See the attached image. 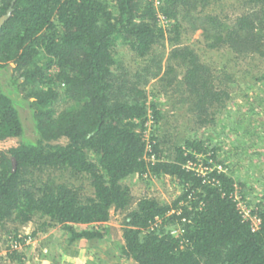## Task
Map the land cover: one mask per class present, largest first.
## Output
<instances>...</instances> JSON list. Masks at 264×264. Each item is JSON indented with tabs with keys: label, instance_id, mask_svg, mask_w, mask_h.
Masks as SVG:
<instances>
[{
	"label": "trees",
	"instance_id": "1",
	"mask_svg": "<svg viewBox=\"0 0 264 264\" xmlns=\"http://www.w3.org/2000/svg\"><path fill=\"white\" fill-rule=\"evenodd\" d=\"M229 4L0 0V19L13 8L0 25V141L18 139L0 149V229L33 224L34 238L63 225L71 243L101 240L108 229L99 225L120 211L118 250L137 264H264V190L251 210L260 219L254 227L239 206L242 184L217 167L218 148L195 134L173 142L161 130L163 102H149L145 88L161 74L158 51L167 39L173 48L160 77L165 94L176 107L191 105L185 113L199 126L213 124L235 91L238 62L258 60L255 68L263 70L255 79L264 80V0ZM227 7L235 13L222 14ZM197 29L220 60L194 48L199 40L189 43ZM119 43L139 62L135 69ZM22 108L31 110V131ZM149 120L155 132L148 142ZM66 172L88 179L92 195ZM135 175L169 178L180 192L170 202L150 194L134 199L125 180Z\"/></svg>",
	"mask_w": 264,
	"mask_h": 264
},
{
	"label": "rangeland",
	"instance_id": "2",
	"mask_svg": "<svg viewBox=\"0 0 264 264\" xmlns=\"http://www.w3.org/2000/svg\"><path fill=\"white\" fill-rule=\"evenodd\" d=\"M154 1L155 5H158L161 0ZM222 2L219 3L222 4ZM236 2L234 7H240V3ZM226 3L231 5L234 0H226ZM232 9L227 7L222 14H234ZM236 10L241 9L237 8ZM161 18L162 24L167 26V21L163 17ZM187 36L188 34L184 37L185 41L189 38ZM189 36L191 37L189 43L199 40L193 44V47L200 48L201 52L204 51L205 58L213 60L222 58V56L218 57L215 50H211V53L214 54L212 53L213 55L210 56V51L203 43L201 29L191 32ZM172 48L168 39L162 46H159L158 52L163 54L161 74L157 78L150 79L145 85L149 102H163L162 108L167 117L161 125V130H168L169 138L173 142L175 140L181 142L182 138L195 134V136L206 139L210 147L218 148V156L223 162L222 168L242 184L238 185L237 191L241 209L249 212L257 209L256 201L264 190V80H257L255 77L259 75L258 70H263V68L261 66L260 69L259 67L255 68L259 64L258 60H252L248 64L247 62H238L239 68L236 71L239 72V83L235 87V91L232 92L233 95L231 94L220 110L216 111V120L213 124L199 126L195 123L194 113H185L188 112V107L191 105L176 104L180 107L178 110V107L172 104L175 101L170 92L169 96L165 94V80H161L160 77L166 70L167 59ZM118 51L131 68L135 69L137 64L139 65V62L132 61V55L125 44H120ZM173 108H175L174 111H172ZM21 110L24 121L31 131L33 125L31 110L28 108ZM154 132L155 127L149 120L146 130L148 142ZM17 144V138L3 140L0 141V149H8ZM64 177L81 187L85 196L92 195L93 189L88 179L70 176L68 172ZM125 184L130 186L134 199H138L144 194H150L170 202L180 192L179 186L169 178L153 176L146 179L135 175L127 178ZM123 218L124 213L112 211L110 220L99 225L102 230L108 229V233L103 239L88 241L79 239L75 243L70 241L71 231L67 226L58 225L49 232L40 233L33 238L31 236L34 229L33 224L22 226L9 222L0 229L2 244L0 264H17L19 258L23 261L21 264H137L133 260L121 256L118 250V246L123 242ZM160 221L157 222L160 223ZM85 227L86 225H75V228L79 230ZM14 252L18 254V257L12 262L7 258V254Z\"/></svg>",
	"mask_w": 264,
	"mask_h": 264
},
{
	"label": "built area",
	"instance_id": "3",
	"mask_svg": "<svg viewBox=\"0 0 264 264\" xmlns=\"http://www.w3.org/2000/svg\"><path fill=\"white\" fill-rule=\"evenodd\" d=\"M187 166L188 167H190V168H192V167H194L193 166V164L191 163V162H189L188 164H187ZM219 169L220 170H224L223 168H222V166H219ZM202 170V169H201ZM240 206V205H239ZM241 208V207H240ZM242 210V209H241ZM242 213H243V215L245 216V218H250L251 220H252V222H253V224H254V227H257L258 225H259V223H260V219L257 217V216H251V212H249L248 210L247 211H245V210H242ZM173 233H175V234H178V231L177 230H175V231H173Z\"/></svg>",
	"mask_w": 264,
	"mask_h": 264
},
{
	"label": "water",
	"instance_id": "4",
	"mask_svg": "<svg viewBox=\"0 0 264 264\" xmlns=\"http://www.w3.org/2000/svg\"><path fill=\"white\" fill-rule=\"evenodd\" d=\"M13 8L11 7L8 12L2 16V18L0 19V25L4 23L5 20H7L9 18V16L11 15V12H12ZM14 160V164H15V159Z\"/></svg>",
	"mask_w": 264,
	"mask_h": 264
},
{
	"label": "crops",
	"instance_id": "5",
	"mask_svg": "<svg viewBox=\"0 0 264 264\" xmlns=\"http://www.w3.org/2000/svg\"><path fill=\"white\" fill-rule=\"evenodd\" d=\"M85 240V239H84ZM88 241V240H87Z\"/></svg>",
	"mask_w": 264,
	"mask_h": 264
}]
</instances>
